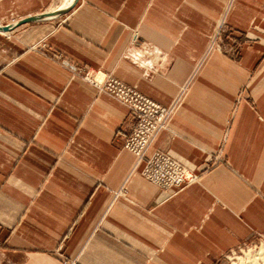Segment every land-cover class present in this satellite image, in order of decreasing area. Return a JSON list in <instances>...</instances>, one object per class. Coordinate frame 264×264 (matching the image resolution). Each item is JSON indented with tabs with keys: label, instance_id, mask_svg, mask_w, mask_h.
Returning <instances> with one entry per match:
<instances>
[{
	"label": "crops",
	"instance_id": "1",
	"mask_svg": "<svg viewBox=\"0 0 264 264\" xmlns=\"http://www.w3.org/2000/svg\"><path fill=\"white\" fill-rule=\"evenodd\" d=\"M63 2L0 0V264H228L264 237V0H78L54 16ZM218 35L246 38L237 60L207 55ZM88 69L163 106L185 87L148 156L194 182L141 175L131 113Z\"/></svg>",
	"mask_w": 264,
	"mask_h": 264
},
{
	"label": "built area",
	"instance_id": "2",
	"mask_svg": "<svg viewBox=\"0 0 264 264\" xmlns=\"http://www.w3.org/2000/svg\"><path fill=\"white\" fill-rule=\"evenodd\" d=\"M101 77V78H100ZM85 79L92 82L96 87L101 89L107 95L113 96L119 102L125 104L132 112L135 124V134L126 144V148L135 153L136 156L142 160V154L153 140L156 132L164 128L168 122L171 113L161 109L153 101L142 96L141 94L119 85L111 80L104 85L105 77L99 73L88 75ZM103 88V89H102ZM161 162L150 161L146 168L142 171L145 179L157 185L162 190L170 191L173 189H180L185 184H188L186 171L182 170L178 164L166 160L168 169L160 168ZM160 168L157 172L152 171L151 167Z\"/></svg>",
	"mask_w": 264,
	"mask_h": 264
},
{
	"label": "rangeland",
	"instance_id": "3",
	"mask_svg": "<svg viewBox=\"0 0 264 264\" xmlns=\"http://www.w3.org/2000/svg\"><path fill=\"white\" fill-rule=\"evenodd\" d=\"M244 39H246V38L245 37H241L238 40L237 38H234L232 36L230 37L228 35L215 36L213 41L210 42V46H209V49L207 51V55L209 56L213 52V50L217 49V50H220V52H222L227 57H229V58H231L233 60H237L238 57H239L240 48H241V46H243V43L246 41V40L244 41ZM90 71H91V69L90 70L88 69L87 71H85V73H84L85 75H83L84 78H86L88 75H90ZM104 77H105L104 85L107 84L109 81L113 80L116 83H118L119 85H123L126 88L141 94L142 96H144V97L148 98L149 100L153 101L161 109L171 113V116L169 117L168 122L165 124L164 128L162 127L161 129H159L156 132V134L153 137V140L151 141V143H149V146L147 147V149L142 154L143 159L140 160L136 156L135 153L129 151L126 148L127 142H129L130 139L132 138V136L135 134V129L133 128V126L135 124V120L133 119L134 116H133L131 110L125 104L122 103L123 105H125L129 109V111L131 113V121H130V125L128 126V129L126 131V134L124 136L123 148L125 150L129 151L130 153H132L136 157V165L139 164V163H143L144 166H143V169L141 170V175H142V171L146 168V166L149 164L150 161L161 162V164L159 165L160 168L168 169V166L166 164V160L167 159L171 163L174 162L175 164H178L179 167L182 170L192 172L191 170L186 168L180 161H178L177 159L173 158L172 156H170L169 154H167L165 152L155 151L150 156H148V151L151 148V146H152L154 140L156 139V137L160 133H162L164 131H168L170 119H171L173 113L175 112V109L178 107V105H179V103L181 101V96H182L183 92L185 91V87H183V89L181 90L179 96L171 103V105L163 106V105L159 104L158 102L152 100L151 98L145 96L144 94L140 93L136 89L128 86L127 84L123 83L122 81H120V80H118V79H116V78H114V77H112L110 75H105ZM98 90H99V88H98ZM100 91H101V89H100ZM110 97H111V95H110ZM112 98H114V97L112 96ZM219 162H221V160H220L218 155L217 156H213V157H211L209 159V163L210 164L211 163H219ZM160 168H156L155 166H153V167H151V170L157 172ZM192 174H193L192 176L195 177V174L193 172H192ZM180 189H177V190H180ZM246 254H249V258L248 259L245 257ZM238 258L243 259V264H249L250 260H252V259H257V264L258 263L259 264H264V237H257L254 241H252L250 243H246V244L240 246L239 248L230 251L225 256V260L227 261L228 264H241L238 261ZM244 258H246V259H244Z\"/></svg>",
	"mask_w": 264,
	"mask_h": 264
},
{
	"label": "bare ground",
	"instance_id": "4",
	"mask_svg": "<svg viewBox=\"0 0 264 264\" xmlns=\"http://www.w3.org/2000/svg\"><path fill=\"white\" fill-rule=\"evenodd\" d=\"M61 2H62V1H61ZM73 2H74V0H64L63 5H62L58 10H55L54 13H57V12L64 11V10L68 9V8L72 5ZM100 78H101V77H100ZM191 175H193L192 172L186 171V176H187L188 178H190ZM195 180H196V176L193 177L192 179H188V184L194 182ZM188 184H185L183 187H185V186L188 185ZM183 187H182V188H183ZM182 188H181V189H182ZM245 257L248 259V258H249V254H246ZM246 258H244V259H246ZM249 260H250V259H249ZM260 260H261V259H260ZM238 261H239L241 264H243V259L238 258ZM248 262H249V261H248ZM258 262H259V261H258ZM246 263H247V262H246ZM249 264H257V259H252V260H250ZM258 264H259V263H258Z\"/></svg>",
	"mask_w": 264,
	"mask_h": 264
},
{
	"label": "water",
	"instance_id": "5",
	"mask_svg": "<svg viewBox=\"0 0 264 264\" xmlns=\"http://www.w3.org/2000/svg\"><path fill=\"white\" fill-rule=\"evenodd\" d=\"M77 1L78 0H74L72 5L68 9H66L64 11H60V12L54 13L53 15L56 16V15H59V14L67 13L68 11H70L75 6ZM51 16L52 15H42V16H39V17H31V18H28V19H25V20L21 21L19 23V25L25 24V23H31V22L39 21V20H42V19H45V18H48V17H51ZM3 30L7 31V30H9V28H5Z\"/></svg>",
	"mask_w": 264,
	"mask_h": 264
}]
</instances>
